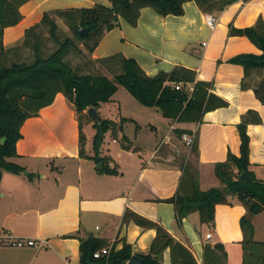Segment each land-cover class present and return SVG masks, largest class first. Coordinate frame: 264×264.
I'll return each mask as SVG.
<instances>
[{
	"label": "crops",
	"instance_id": "obj_1",
	"mask_svg": "<svg viewBox=\"0 0 264 264\" xmlns=\"http://www.w3.org/2000/svg\"><path fill=\"white\" fill-rule=\"evenodd\" d=\"M98 3L111 6L110 0H28L20 7L21 21L5 29L4 43L11 47L23 41L26 29L39 23L47 10ZM184 8L182 15L163 16L151 6L143 7L136 26L121 18L119 26L104 33L90 58L100 63L97 59L123 54L136 59L151 76L176 66L194 69L198 80L213 82L212 92L226 99L228 106L206 112L199 122L173 120L158 107H144L147 114H153L147 119L118 110L112 120L119 123L129 117L137 128L133 138L123 130L117 137L111 131L106 133L115 146L108 150L103 146L99 156L116 171L109 173L100 171L101 161L94 159L93 145L88 147L96 133L95 118L87 109L81 119L87 155L82 157L79 115L74 104L58 93L51 105L28 118L21 128L18 156L11 160L25 170L3 171L0 264H79L80 240L90 236L110 245L116 242L117 248L126 240L134 253H147L157 231L134 221L124 223L127 208L163 225L192 250L199 264H203L207 242L224 243L228 264H243L240 221L247 209L236 196H228L230 204L216 205L213 224L202 223L199 212L194 211L178 225L174 204L164 200L177 193L186 170L197 178L201 190L223 186L215 165L226 160L230 151L240 154L238 124L249 109L262 118L260 123L248 125L249 168L264 181V104L253 89L242 88L244 67L229 61L239 53H262L247 36L231 35L230 25L244 28L264 19V0H237L212 13L202 11L193 0ZM209 15L217 19L214 27L207 22ZM188 86L193 88L192 83ZM116 94L113 103L118 100ZM104 104L97 108L98 114L109 118L102 113ZM87 125L93 128L90 135ZM145 128L149 133L142 136ZM178 129L195 134V147L186 144ZM123 135L132 143L130 148L122 147ZM185 178L183 190L188 193L191 181ZM252 222L255 240L264 241V211L254 215ZM14 239H34L39 245L14 246ZM163 260L171 263L169 247Z\"/></svg>",
	"mask_w": 264,
	"mask_h": 264
},
{
	"label": "trees",
	"instance_id": "obj_2",
	"mask_svg": "<svg viewBox=\"0 0 264 264\" xmlns=\"http://www.w3.org/2000/svg\"><path fill=\"white\" fill-rule=\"evenodd\" d=\"M28 0H0V181L4 170L21 173L24 166L11 160L18 156L17 142L22 138L21 128L24 122L40 113V110L51 105L58 93H63L76 107L80 119V155L85 152L86 135L81 119L90 107L96 109L103 102L112 100L119 86L126 88L134 98L146 107H158L165 117L181 122H199L204 114L219 107L228 106V101L212 92L213 82L198 80L194 69L176 66L171 71H161L151 76L134 58L123 54H114L97 59L98 62L113 63L118 72L113 78L106 74L80 73L66 61L67 54L80 49L73 38L60 36L57 17L64 20L76 39L84 41L90 53L99 44L106 31L120 25L123 18L129 24L136 26L141 9L153 7L160 15H182L184 4L189 0H110L111 6L102 3L92 7L56 8L44 12L41 21L26 29L22 45L34 49V59L31 62L11 61L7 59L11 53L21 48L20 45L7 47L4 43V31L9 26L18 24L23 18L20 7ZM199 8L212 13L222 11L237 0H193ZM45 25L48 27L51 39L57 48L48 55L43 54L41 37L36 30ZM87 29L81 36L80 30ZM231 35L247 36L262 53H239L230 58L232 63L244 67V77L241 82L243 89H253L256 97L264 104V19L244 28L230 25ZM193 84L189 89L188 84ZM176 84H180L179 89ZM124 118L118 123L100 115L94 119L96 129L93 147L96 151L94 159L104 162L100 171L115 173L110 169L107 159L99 156L101 144L106 132L111 131L114 137L123 130ZM262 118L258 111L249 109L238 124L240 132V154L231 151L226 160L215 165L216 176L221 181V187L201 190L196 177L185 171L181 178L177 193L165 199L175 206L176 223L181 225L190 213L198 211L202 223L215 222L217 204H230L229 195L236 196L246 207L247 213L241 218L244 238L243 264H264V241L255 240V227L252 217L264 211V181L257 178L250 170V135L248 125L260 123ZM182 136L191 133L188 129H178ZM6 137L4 143L2 139ZM123 148H130L131 142L125 135L121 138ZM128 143V144H127ZM196 144L193 145L195 147ZM246 171L251 181H241L239 176ZM185 177L191 181V191L183 190ZM1 196V191H0ZM134 221L144 228H155L157 233L147 253H136L143 258L142 264H166L163 253L166 248L171 250L170 264H199L192 250L175 237L159 222L145 217L129 208L126 209L123 222ZM108 247L109 253L96 258L94 253ZM134 254L132 245L126 240L121 248L116 242L110 245L106 240L90 236L80 240L79 264H127ZM203 264H228V252L222 242H207L204 245Z\"/></svg>",
	"mask_w": 264,
	"mask_h": 264
},
{
	"label": "rangeland",
	"instance_id": "obj_3",
	"mask_svg": "<svg viewBox=\"0 0 264 264\" xmlns=\"http://www.w3.org/2000/svg\"><path fill=\"white\" fill-rule=\"evenodd\" d=\"M57 22L60 27V36L64 38L65 36H69L73 38L76 45L83 49V52H79L76 49L72 48V50L67 54L66 61L71 64L73 68H76L79 70L80 73H91V74H106L109 77L113 78L114 74L118 72L117 67L113 63H96L94 60H91L90 58V51L88 47L85 45L84 41H80L76 39L73 35V32L68 28L66 23L61 18H56ZM36 32L41 37V43H42V50L44 55H48L51 52H53L57 48V44L51 39L49 35L48 27L45 25H42L39 27ZM22 41V40H21ZM20 43L18 42L17 45H22L23 41ZM21 48H18L16 51L11 53L7 59V63L11 61H19V62H31L34 59V49L31 46L22 45ZM118 92V93H117ZM115 94L117 96V101L113 103L111 101L104 102V108L102 113L111 118H114L117 114V111H122L124 115H135L138 116L140 119L144 118H150L153 114H147L145 112V106L142 105L132 94L126 89L122 88L120 91H117ZM114 94V95H115ZM152 110V108H151ZM155 111V110H154ZM161 111V110H160ZM162 113V111L160 112ZM163 114V113H162ZM123 119V118H122ZM120 119V121L122 120ZM123 122V131L128 134L129 137L133 138L134 132L137 128V123L134 122L132 119L124 118ZM87 133L90 135L93 128L90 126H86ZM107 133V132H106ZM106 133L104 135L103 142L101 144L100 149L102 150V147L111 148L114 147L115 144L113 142V137L110 135L106 136ZM142 136L149 133V129L145 128L142 132ZM94 140V137H93ZM93 140L90 143L88 147H91L93 145ZM96 153L95 149H93ZM100 153V151H99ZM97 162V160H96Z\"/></svg>",
	"mask_w": 264,
	"mask_h": 264
},
{
	"label": "built area",
	"instance_id": "obj_4",
	"mask_svg": "<svg viewBox=\"0 0 264 264\" xmlns=\"http://www.w3.org/2000/svg\"><path fill=\"white\" fill-rule=\"evenodd\" d=\"M217 19L213 15L207 16V22L210 26L214 27L216 24ZM181 87L180 84H176V88L179 89ZM183 139L186 141V144L190 147H192L195 144L196 136L193 133H185L183 135ZM207 238H211V233L207 234ZM12 245L14 246H37L39 243L34 239H14L12 241ZM109 253L108 247H103L99 250H97L94 253V256L96 258L102 257L103 255H107Z\"/></svg>",
	"mask_w": 264,
	"mask_h": 264
},
{
	"label": "water",
	"instance_id": "obj_5",
	"mask_svg": "<svg viewBox=\"0 0 264 264\" xmlns=\"http://www.w3.org/2000/svg\"><path fill=\"white\" fill-rule=\"evenodd\" d=\"M87 32V29H81L80 30V35L83 36L85 33ZM88 112L96 119L98 118L99 114L98 111L95 107H90L88 108ZM6 140V137H4L2 139V143H4ZM98 167H100L101 169L104 167V163L100 162L98 164ZM239 180L241 181H251L252 177L246 172V171H242L240 176H239ZM143 262V258L138 256L136 253H134L132 255V257L129 259L127 264H142Z\"/></svg>",
	"mask_w": 264,
	"mask_h": 264
}]
</instances>
